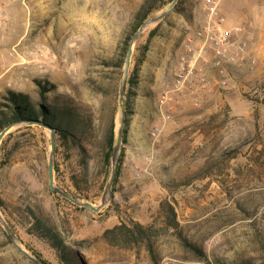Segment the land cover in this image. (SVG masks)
<instances>
[{
    "label": "rangeland",
    "instance_id": "374dc122",
    "mask_svg": "<svg viewBox=\"0 0 264 264\" xmlns=\"http://www.w3.org/2000/svg\"><path fill=\"white\" fill-rule=\"evenodd\" d=\"M146 1L0 0V51L7 59L0 62V102L8 91L37 97L36 81L56 85L50 97L72 100L93 128L84 134V152L56 135L55 184L95 207L102 204L112 174L104 137L112 120L116 139L120 127L122 55ZM172 1L156 4L147 19ZM216 1L226 26L250 30L244 38L247 62L232 68L227 88L200 106L189 96L172 95L162 105L186 40L205 22L203 0H180L165 20L144 31L134 45L129 76L157 28L132 101L118 183L99 213L50 190L47 129L12 130L4 138L0 212L28 253L62 264L48 244L28 234L32 209L59 227L84 264H264V0ZM157 126L161 131L153 137ZM165 200L173 202L183 236L204 256L186 249L178 232L165 228L159 212ZM130 219L157 231L152 254L145 244L119 248L104 241L105 231ZM0 264H32L1 222Z\"/></svg>",
    "mask_w": 264,
    "mask_h": 264
},
{
    "label": "trees",
    "instance_id": "16d2710c",
    "mask_svg": "<svg viewBox=\"0 0 264 264\" xmlns=\"http://www.w3.org/2000/svg\"><path fill=\"white\" fill-rule=\"evenodd\" d=\"M162 1L163 0H147L144 3L137 17L134 32H137L141 25L155 11L156 4L161 3ZM156 34L157 28L153 29L150 33L148 43L143 49H141L140 56L135 60L133 70L128 79L123 144L126 142L130 118L133 115L132 101L137 95V89L140 83L141 66L144 63L146 53L149 50V43ZM126 52L127 49L124 51V55H122L123 58H125ZM123 63L124 60L120 61L119 65ZM108 66H111V64L108 63ZM36 85L37 97H33L29 93L22 91L7 92L4 101L0 102V133L5 128L16 123H32V125L24 127L27 129H44L37 125L43 124L46 127L54 129L57 138L59 137L64 141L72 140L80 147L81 151L84 152L85 149L82 145L85 136L84 134L87 131H91L93 125L84 122L82 116L79 114L77 108L73 106L72 100L69 97L63 95H57L55 97L49 96L50 93H53L56 90V85L41 81H36ZM20 130L22 129L15 132H19ZM10 136L12 135L10 134ZM115 139V122L112 120L109 130L104 137V143L106 145L105 162L107 165H109L111 161V153L116 143ZM6 140L7 139H4L0 146V154H4L6 151ZM121 164L122 155L119 159V167L117 169L114 185L118 183ZM0 207H3L2 201H0ZM159 212L164 218L165 228L178 232L182 244L186 249L200 257L204 256L203 251L184 237L179 230L176 208L172 201H163L160 205ZM29 213L32 220L27 229L29 235L48 244L50 248L54 250L56 257L62 264H84L78 251L70 245L67 236L63 234L57 225L43 214L37 213L32 209H29ZM156 236L157 231L152 225L144 226L130 219L105 231L103 239L110 246L119 248L139 247L141 244H145L149 252L152 254L154 251V239Z\"/></svg>",
    "mask_w": 264,
    "mask_h": 264
},
{
    "label": "built area",
    "instance_id": "2783aa9c",
    "mask_svg": "<svg viewBox=\"0 0 264 264\" xmlns=\"http://www.w3.org/2000/svg\"><path fill=\"white\" fill-rule=\"evenodd\" d=\"M203 6L205 22L186 40L184 55L179 57L170 90L160 101L162 105L171 102L172 95L189 96L195 106H200L205 97L227 88L232 68L247 62L244 38L251 35L250 30L226 26L227 19L216 0H203ZM44 66L40 65V69ZM160 131L159 126L155 127L153 137Z\"/></svg>",
    "mask_w": 264,
    "mask_h": 264
},
{
    "label": "water",
    "instance_id": "95a60500",
    "mask_svg": "<svg viewBox=\"0 0 264 264\" xmlns=\"http://www.w3.org/2000/svg\"><path fill=\"white\" fill-rule=\"evenodd\" d=\"M180 0H173L170 6L164 11L163 13L159 15H155L149 19H147L139 28V30L136 32V34L133 36V38L130 41V44L128 46L126 59H125V72H124V79L122 81L121 87H120V108H121V118H120V127L118 130V135L116 139V143L113 147L112 153H111V159H112V174L110 176L109 181L106 184L102 204L98 207H95L94 205L90 203H84L81 202L75 198H73L71 195H69L67 192L63 191L55 184V164H54V157H55V150H56V131L52 128L46 127L43 124H37L44 129H47L50 133L51 137V153L49 157V165H48V177H49V187L50 190L60 196H62L64 199L70 201L72 204L81 207V208H87L90 209L92 212L99 213L112 199L113 196V186L115 183V178L117 174L118 169V163H119V155L121 152V147L123 144V135H124V128H125V114H126V97H127V86H128V77L131 67V61H132V55H133V48L135 43L140 39L142 34L146 29L151 27L152 25H156L163 20H165L175 9V7L179 4ZM28 125H32V123H16L13 125H10L9 127L5 128L0 133V145L3 141V139L9 134L12 130H19L22 129ZM0 222L3 225L6 234L10 241L13 243L15 248L19 251V253L30 263L32 264H47L43 260H41L38 257H35L28 253L21 243L18 240V237L16 236L15 232L11 228V226L8 224V222L4 219L3 215L0 212Z\"/></svg>",
    "mask_w": 264,
    "mask_h": 264
},
{
    "label": "crops",
    "instance_id": "0c3cea01",
    "mask_svg": "<svg viewBox=\"0 0 264 264\" xmlns=\"http://www.w3.org/2000/svg\"><path fill=\"white\" fill-rule=\"evenodd\" d=\"M5 59L6 58H5L4 54H3V51H0V62L1 61H4L5 62L7 60V59L6 60ZM153 73H155V67H153Z\"/></svg>",
    "mask_w": 264,
    "mask_h": 264
}]
</instances>
